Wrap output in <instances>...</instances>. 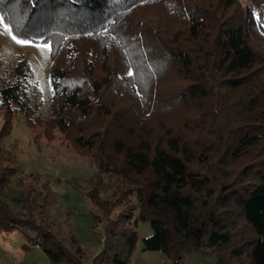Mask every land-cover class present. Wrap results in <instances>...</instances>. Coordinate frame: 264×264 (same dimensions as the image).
Masks as SVG:
<instances>
[{
  "label": "trees",
  "instance_id": "1",
  "mask_svg": "<svg viewBox=\"0 0 264 264\" xmlns=\"http://www.w3.org/2000/svg\"><path fill=\"white\" fill-rule=\"evenodd\" d=\"M250 5L254 15L241 0H0L13 35L50 46L52 91L44 119L19 60L0 88V138L22 118L36 141L57 132L92 160L88 196L106 224L89 264H128L136 221L152 230L143 250L173 264L199 251L264 264V0ZM6 160L0 233L51 264H82L34 220L33 196L5 201Z\"/></svg>",
  "mask_w": 264,
  "mask_h": 264
},
{
  "label": "rangeland",
  "instance_id": "2",
  "mask_svg": "<svg viewBox=\"0 0 264 264\" xmlns=\"http://www.w3.org/2000/svg\"><path fill=\"white\" fill-rule=\"evenodd\" d=\"M241 1L254 15L250 0ZM12 35L0 24V88L3 81L10 82L9 71L19 60H24L30 69L31 83L41 92L39 115L48 119L52 95L51 60L49 49L44 47L48 43L28 40L29 44H17ZM2 123L0 110V128ZM39 132L40 129H30L22 118H14L10 133L0 138V154L8 159L2 167L16 170L3 187V197L10 203L15 197L33 196L37 204L33 209L34 220L43 225L51 223L57 238L63 240L73 254L78 247L80 262L89 264L102 247L106 224L98 221L102 213L88 196L96 168L91 159L71 150L57 132L52 140L40 137L36 141L35 134ZM132 200L135 202V198ZM133 228L137 240L128 264H173L161 251L143 250L144 239L152 234L147 221H136ZM215 261L214 254L199 251L186 254L182 264H215ZM0 264L51 262L42 249H35L33 243L18 233H0Z\"/></svg>",
  "mask_w": 264,
  "mask_h": 264
},
{
  "label": "snow or ice",
  "instance_id": "3",
  "mask_svg": "<svg viewBox=\"0 0 264 264\" xmlns=\"http://www.w3.org/2000/svg\"><path fill=\"white\" fill-rule=\"evenodd\" d=\"M0 24H3L5 31H9L11 34V30L9 29L8 25L4 24V18L3 17H0ZM11 38L17 44H29L30 43V41H28L27 39L18 38L17 35H12ZM44 47L50 50L49 45L45 44ZM129 75H131V73H129Z\"/></svg>",
  "mask_w": 264,
  "mask_h": 264
},
{
  "label": "built area",
  "instance_id": "4",
  "mask_svg": "<svg viewBox=\"0 0 264 264\" xmlns=\"http://www.w3.org/2000/svg\"><path fill=\"white\" fill-rule=\"evenodd\" d=\"M34 248H35V249H39V247H38V246H34Z\"/></svg>",
  "mask_w": 264,
  "mask_h": 264
}]
</instances>
